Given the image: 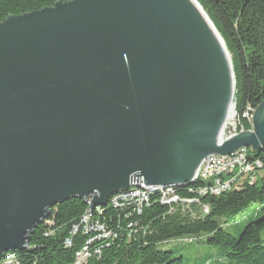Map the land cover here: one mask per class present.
Here are the masks:
<instances>
[{
    "label": "water",
    "instance_id": "obj_1",
    "mask_svg": "<svg viewBox=\"0 0 264 264\" xmlns=\"http://www.w3.org/2000/svg\"><path fill=\"white\" fill-rule=\"evenodd\" d=\"M236 77L197 0H73L0 23V255L52 207L193 184L206 158L264 148V101L236 134Z\"/></svg>",
    "mask_w": 264,
    "mask_h": 264
},
{
    "label": "trees",
    "instance_id": "obj_2",
    "mask_svg": "<svg viewBox=\"0 0 264 264\" xmlns=\"http://www.w3.org/2000/svg\"><path fill=\"white\" fill-rule=\"evenodd\" d=\"M69 1L0 0V23ZM197 2L232 60L238 128L251 131L247 116L264 101V0ZM248 150V161L261 165L255 182L238 180L231 190L215 195L208 183L198 180L175 189L177 202L165 204L159 193L150 194L141 211L134 201L114 203V198L90 211V200L72 198L52 207L28 247L3 253L0 264H184V257L163 247L202 238L208 246L221 248V257L233 264H264V148ZM254 205L258 210L247 216L239 238L224 229ZM84 252L87 257L79 261L78 254Z\"/></svg>",
    "mask_w": 264,
    "mask_h": 264
},
{
    "label": "built area",
    "instance_id": "obj_3",
    "mask_svg": "<svg viewBox=\"0 0 264 264\" xmlns=\"http://www.w3.org/2000/svg\"><path fill=\"white\" fill-rule=\"evenodd\" d=\"M253 114L250 113L247 118L252 124L253 130ZM251 130V131H252ZM245 132L243 129L238 128V118L236 115V134ZM249 150L247 148L236 151L231 156H211L206 158L199 170L196 181L201 180L208 183L207 189L215 195H219L223 192L231 190L236 186L238 180L249 179L255 182L257 179V172L261 168L260 163L255 164L248 161ZM195 181V182H196ZM175 189L173 187L163 186H146L142 181L140 185L129 186L126 191L113 196V202L118 203L121 200L134 201L138 209L141 211L142 207L149 202L150 194L159 193L161 195L162 202L170 204L177 202L179 199L175 195ZM85 218L84 223H87ZM102 230V229H101ZM76 231V230H74ZM69 244V241L67 242ZM79 261H83L87 254H78ZM7 262L12 261L11 256H6Z\"/></svg>",
    "mask_w": 264,
    "mask_h": 264
},
{
    "label": "rangeland",
    "instance_id": "obj_4",
    "mask_svg": "<svg viewBox=\"0 0 264 264\" xmlns=\"http://www.w3.org/2000/svg\"><path fill=\"white\" fill-rule=\"evenodd\" d=\"M257 210L258 207L255 205L250 207L238 218L236 222L226 225L224 229L235 238H239L248 225L249 220L247 219V216L250 214L254 215ZM262 236L264 240V232L262 233ZM163 249L174 251L175 257H184V264H233L221 257V248L208 246L204 238H202L199 242L195 241L194 243L186 246L173 243L168 246H164Z\"/></svg>",
    "mask_w": 264,
    "mask_h": 264
}]
</instances>
